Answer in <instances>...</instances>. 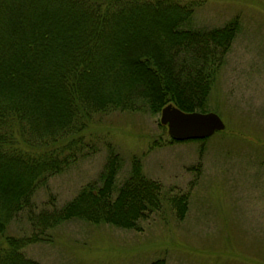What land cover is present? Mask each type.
<instances>
[{
	"label": "trees",
	"instance_id": "16d2710c",
	"mask_svg": "<svg viewBox=\"0 0 264 264\" xmlns=\"http://www.w3.org/2000/svg\"><path fill=\"white\" fill-rule=\"evenodd\" d=\"M195 6L178 0H0V264H42L22 248L70 219L138 229V221L164 202L184 216L186 194L145 176L138 156L118 182L122 158L109 143L98 178L63 205L50 200V210L34 214L32 196L91 146L84 130L95 113H157L169 103L206 111L239 24L194 27ZM24 210L33 232L6 235Z\"/></svg>",
	"mask_w": 264,
	"mask_h": 264
},
{
	"label": "rangeland",
	"instance_id": "374dc122",
	"mask_svg": "<svg viewBox=\"0 0 264 264\" xmlns=\"http://www.w3.org/2000/svg\"><path fill=\"white\" fill-rule=\"evenodd\" d=\"M178 1L196 4L194 27L239 24L204 108L225 127L206 139L175 140L160 122L161 111L95 113L84 130L91 146L48 176L32 196V212L50 210V200L60 207L97 179L109 143L122 158L118 182L138 156L145 176L186 194L184 216L164 202L138 221V229L70 219L25 245L27 257L42 264H149L158 258L165 264H264V0ZM31 232L27 210L5 231L14 237Z\"/></svg>",
	"mask_w": 264,
	"mask_h": 264
},
{
	"label": "water",
	"instance_id": "95a60500",
	"mask_svg": "<svg viewBox=\"0 0 264 264\" xmlns=\"http://www.w3.org/2000/svg\"><path fill=\"white\" fill-rule=\"evenodd\" d=\"M160 122L175 140L205 138L225 127L215 112L183 111L171 103L161 109Z\"/></svg>",
	"mask_w": 264,
	"mask_h": 264
}]
</instances>
